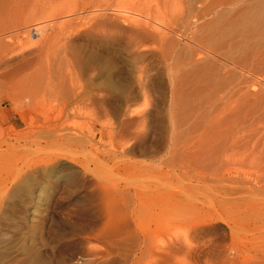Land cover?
<instances>
[{"label": "rangeland", "instance_id": "1", "mask_svg": "<svg viewBox=\"0 0 264 264\" xmlns=\"http://www.w3.org/2000/svg\"><path fill=\"white\" fill-rule=\"evenodd\" d=\"M59 3L0 0V264H264V0Z\"/></svg>", "mask_w": 264, "mask_h": 264}, {"label": "bare ground", "instance_id": "2", "mask_svg": "<svg viewBox=\"0 0 264 264\" xmlns=\"http://www.w3.org/2000/svg\"><path fill=\"white\" fill-rule=\"evenodd\" d=\"M61 1V3L64 1H62V0H60ZM65 1H67V0H65ZM73 1H74V5H75V8L73 7V9L74 10H71V9H68L69 7H67V11L69 12V13H71L72 11L74 12V14H75V12L77 11V12H79L78 10H83L84 12H86L87 14H88V16L90 15V16H93V17H96V18H101V17H103V16H105V15H107L106 13L108 12V11H110L111 13H113V14H116V16L117 17H119V15L120 16H122L123 15V18L125 17V19L126 18H129V19H133V20H136V22H139V21H141V20H139L140 19V15H139V13L137 12V11H134V7H135V5H136V3H135V0H134V2L131 0V2H129V4H128V8H126V7H120L121 6V4H120V6H116L114 3H116V1L117 0H72V3H73ZM126 1V0H125ZM120 2V1H119ZM122 2V1H121ZM123 2H124V0H123ZM61 3H59L58 4V6L61 4ZM66 3V2H65ZM68 4H69V2H67ZM71 3V2H70ZM148 3V2H147ZM79 4V5H78ZM153 4V3H152ZM23 5H24V3H23ZM61 5H63V4H61ZM125 5H127V4H125ZM124 5V6H125ZM25 6V5H24ZM130 6V7H129ZM29 7V6H28ZM60 7V6H59ZM62 7V6H61ZM66 7V6H65ZM77 7H78V9H77ZM114 8V9H111V8ZM63 8V7H62ZM136 8V7H135ZM137 8H139V7H137ZM124 9V10H123ZM66 10V9H65ZM70 10V11H69ZM122 10V11H121ZM141 10V9H140ZM142 10H143V8H142ZM61 11V10H60ZM67 11H65L66 13L65 14H69ZM57 12H58V10H57ZM76 12V13H77ZM149 12V11H148ZM63 13V12H62ZM64 14V13H63ZM73 13H72V15H74ZM111 15V14H110ZM115 16V17H116ZM143 17V16H142ZM104 18H106V16L104 17ZM151 18V17H150ZM163 18V17H162ZM262 18V17H261ZM93 19V18H92ZM103 19V18H102ZM109 19V18H108ZM131 21V20H130ZM131 24H132V22H131ZM133 24H134V22H133ZM245 24V23H244ZM141 29V28H140ZM244 29H245V26H244ZM254 30V29H253ZM170 31V30H169ZM106 32V31H105ZM225 33V32H224ZM223 33V34H224ZM98 34V33H97ZM231 34V33H230ZM229 34V35H230ZM2 35H3V33H1L0 34V44L3 42V39L1 38L2 37ZM235 35V34H234ZM167 36V40H166V42H165V46H164V52H163V57H164V61H165V67H166V71H167V74H168V76H169V78L170 79H172L173 77H172V75H173V73H174V71H175V67L176 66H185V65H187V62H192L193 61V59L195 58V57H200V58H198L197 60H196V63H201V62H203V61H208V59H212L213 60V58H214V56H215V54H219L217 51H214V50H210L208 47H206V46H197V48H194V47H192V48H194V49H191L190 48V50L188 51H186L185 49H187V44L186 43H184V36L183 35H178L177 33H174V32H171L170 31V33L168 34V35H166ZM232 36V35H231ZM244 36H245V34H244ZM190 37V36H189ZM230 37V36H229ZM232 37H234V36H232ZM241 37V36H240ZM246 37V36H245ZM262 37V35L260 36V40L262 39L261 38ZM232 39V38H231ZM231 39H229L230 41H231ZM238 39V38H237ZM241 39H243V38H241ZM253 39V38H252ZM164 40H165V38H164ZM245 40H247V39H245ZM99 41V40H98ZM234 41V40H233ZM233 41H231V42H233ZM160 42V41H159ZM190 42V41H189ZM251 42V41H250ZM255 42V41H254ZM190 44V43H189ZM215 44H216V42H215ZM243 44V43H242ZM250 44V43H249ZM191 45V44H190ZM238 45V44H237ZM236 45V46H237ZM251 45V44H250ZM260 45V44H259ZM245 46V45H244ZM156 47V46H155ZM238 47V46H237ZM250 47V46H249ZM249 47H247L248 49H249ZM153 48V47H152ZM160 48H161V46H160ZM163 48V47H162ZM243 48V47H242ZM247 48H246V50H247ZM154 49V48H153ZM156 49V48H155ZM241 49V48H240ZM250 49H252V47L250 48ZM160 50V49H159ZM236 50V49H235ZM253 50V49H252ZM242 51V50H241ZM236 52H237V50H236ZM248 52V51H247ZM230 53H231V51H230ZM230 53H229V55H230ZM249 53V52H248ZM216 55V56H217ZM234 55V54H233ZM233 55L231 56V58H230V56H229V81H230V85L232 86V88L233 89H235V88H237L238 89V86H239V84H235V77H236V74H237V71H239V73H241V72H247V71H249V67H248V64H250L249 63V60H248V57L247 56H243V59L242 60H239V59H236V58H234L233 57ZM254 55V54H253ZM139 56H140V54H139ZM202 56V57H201ZM236 57V56H235ZM255 57V56H254ZM133 58V57H132ZM141 58V57H140ZM139 58V59H140ZM225 59V58H224ZM252 59V58H251ZM147 60V59H146ZM145 60V61H146ZM143 61V60H142ZM146 63H147V61H146ZM188 63V64H189ZM194 63V62H193ZM225 65V64H224ZM256 65V64H255ZM186 67V66H185ZM208 67H209V65H208ZM220 67V66H219ZM222 68H227V66H222ZM140 71V70H139ZM222 71H223V69H222ZM188 72V71H187ZM244 72V73H245ZM207 73V72H206ZM252 73V72H251ZM180 74H181V72H180ZM222 74V73H221ZM242 74V73H241ZM245 75V74H244ZM179 76V75H178ZM254 76V75H253ZM239 77V76H238ZM262 78H264V77H262ZM25 79L26 78H19L18 79V81H17V84H21V83H23L22 81H25ZM46 79V80H45ZM241 79V78H240ZM243 79V78H242ZM248 79H250L249 77L247 78V83H248ZM34 80H36L37 82L39 81V84H42V85H44L42 82H47L48 83V79L44 76H38L37 78L35 77L34 78ZM71 80V79H70ZM239 80V79H238ZM246 80V79H245ZM245 80H243V81H245ZM27 81H29V80H27ZM35 81V82H36ZM172 81V80H171ZM241 81V80H240ZM31 83H33L32 81H30L29 83H28V87L27 88H29V91L28 92H30V94L32 95V96H35V94H36V92L38 91L39 92V87H37V86H35V85H33V86H29V84H31ZM198 83V82H197ZM242 83V82H241ZM244 84V83H243ZM49 85V84H48ZM48 85H46V87L48 86ZM59 85V84H58ZM183 85V84H182ZM246 86H247V84H245ZM245 85H244V89H245ZM195 86H197V85H195ZM251 88V87H250ZM197 89V88H196ZM247 89V88H246ZM259 90V89H258ZM194 91H196V90H194ZM199 91V90H198ZM235 92V91H234ZM55 93H57V92H55ZM200 93V92H199ZM231 93H232V89H231ZM239 93V92H238ZM262 93H264V92H262ZM38 94V93H37ZM236 94V93H235ZM59 95V94H58ZM237 96V95H236ZM239 96V95H238ZM237 96V97H238ZM59 97V96H58ZM234 97V96H233ZM236 97V98H237ZM241 98H243V97H241ZM241 98H240V100H241ZM55 99H56V95H55ZM62 99H63V97H62ZM32 100L34 101L35 100V97H32ZM31 100V101H32ZM255 101V100H254ZM261 101H264V95H262V98H261ZM230 102V101H229ZM196 103V102H195ZM233 103V102H232ZM243 103V102H242ZM208 107V106H207ZM210 107V106H209ZM215 107V106H214ZM250 107V106H249ZM261 107H264V106H262L261 105ZM214 109H216V108H214ZM218 110V109H217ZM234 110V109H233ZM212 111H214L213 109H212ZM216 111V110H215ZM227 111V110H226ZM255 111V110H254ZM262 111V110H261ZM260 111V112H261ZM211 112V111H210ZM251 113V112H250ZM211 114V113H210ZM222 114V113H221ZM225 115V114H224ZM249 115V114H248ZM261 115V114H260ZM195 116V115H194ZM262 116V115H261ZM193 118V117H192ZM227 118V117H226ZM54 119H55V116H54ZM57 119H59L58 117H56V120ZM244 119V118H243ZM173 120V119H172ZM232 122V121H231ZM218 125V124H217ZM244 125V124H243ZM258 125V124H257ZM247 126V125H246ZM173 127V125L171 126V128ZM241 127V126H240ZM178 128V127H177ZM236 128V127H235ZM59 129V128H58ZM179 129V128H178ZM60 131V130H59ZM65 131V129H62L60 132L62 133V132H64ZM67 131V130H66ZM172 131H173V129H172ZM1 135V134H0ZM68 135V134H67ZM227 135V134H226ZM248 135V134H247ZM251 136V135H250ZM62 137H66V135L65 134H61V135H59L58 136V138H62ZM224 137V136H223ZM228 138H229V135H228ZM241 138V137H240ZM245 138V137H244ZM243 138V139H244ZM73 139V138H72ZM224 139H225V137H224ZM249 139V138H248ZM248 139H246V140H248ZM262 139H264V138H262ZM68 140V139H67ZM78 140V139H77ZM231 140V139H230ZM252 140H253V138H252ZM17 141V140H16ZM71 141V140H70ZM233 141H234V139H233ZM236 141H237V139H236ZM241 141V140H240ZM2 142H3V140H2ZM1 142V143H2ZM174 142V141H173ZM248 142V141H247ZM258 142V141H257ZM0 143V144H1ZM70 143V142H69ZM240 143V142H239ZM250 144H251V142H249ZM3 144V143H2ZM7 145H6V147L8 148V149H11V148H13V146L12 145H10V144H8V143H6ZM173 144V143H172ZM260 144V143H259ZM238 145V144H237ZM246 145V144H245ZM254 145V144H253ZM232 146V145H231ZM257 147H258V145H256ZM241 147V145L239 146L238 145V147H236V148H240ZM249 149H250V147H248ZM231 149H232V147H231ZM230 149V150H231ZM233 149H235V148H233ZM246 149V148H245ZM262 149V148H261ZM237 150V149H236ZM235 150V151H236ZM238 151V150H237ZM250 151V150H249ZM231 152V151H230ZM245 152H246V150H245ZM254 152V151H253ZM257 152V151H256ZM237 153V152H236ZM248 153V152H247ZM240 154V153H239ZM238 154V155H239ZM237 155V154H236ZM255 155V154H254ZM261 155V154H260ZM242 156V155H241ZM237 157H239V156H237ZM259 157V156H258ZM260 158V157H259ZM244 159V158H243ZM262 159H264V158H262ZM253 159H251V161H252ZM244 162V161H243ZM242 163V162H241ZM247 163V162H246ZM234 164V163H233ZM262 164H264V163H262ZM261 164V165H262ZM262 166H264V165H262ZM236 167V166H235ZM234 167V168H235ZM238 168V167H237ZM241 168V167H240ZM258 169V168H257ZM262 177V176H261ZM248 184V183H247ZM237 190V189H236ZM225 191V190H224ZM223 193V192H222ZM233 193V192H232ZM254 208V207H253Z\"/></svg>", "mask_w": 264, "mask_h": 264}]
</instances>
